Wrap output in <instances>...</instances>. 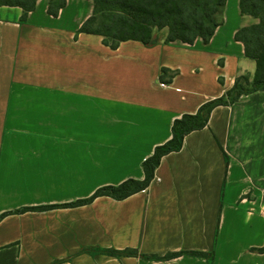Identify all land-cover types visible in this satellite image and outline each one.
<instances>
[{"label":"crops","instance_id":"1","mask_svg":"<svg viewBox=\"0 0 264 264\" xmlns=\"http://www.w3.org/2000/svg\"><path fill=\"white\" fill-rule=\"evenodd\" d=\"M65 1L54 16L37 0L25 20L0 6V264H264V90L215 106L145 189L61 205L142 180L174 119L253 76L239 0L207 43L162 28L116 48L78 31L92 0ZM125 248L137 254L104 252Z\"/></svg>","mask_w":264,"mask_h":264},{"label":"trees","instance_id":"2","mask_svg":"<svg viewBox=\"0 0 264 264\" xmlns=\"http://www.w3.org/2000/svg\"><path fill=\"white\" fill-rule=\"evenodd\" d=\"M36 1L0 0V6L20 7L21 20H25L27 13L35 8ZM92 2L93 12L81 24L78 31L102 36L103 43L111 48H116L120 42L126 40H137L149 44L152 41L153 31L162 28L167 29L166 42L181 41L192 44L199 37L207 43L223 21L222 13L226 4V0H92ZM65 3V0H49L48 13L55 16ZM238 7L242 16H249L253 20L239 27L234 34V39L243 44L244 55L255 62L253 76L251 78L247 74L237 76L232 87L225 94L205 102L194 114L184 113L181 117L174 119L171 126V138L156 146L152 155L143 161L144 178L142 180L129 178L118 185H105L96 189L88 198L61 205L85 204L102 195L123 199L145 189L152 180L161 157L169 152L178 151L186 134L204 127L215 106L230 104L242 94L264 90V0H239ZM46 207L48 206L38 208ZM25 209L27 208H21L16 212ZM5 214H2L0 218ZM255 250L264 252V247ZM104 252L113 256L137 254L132 248L106 249ZM177 254L143 256L161 259Z\"/></svg>","mask_w":264,"mask_h":264},{"label":"rangeland","instance_id":"3","mask_svg":"<svg viewBox=\"0 0 264 264\" xmlns=\"http://www.w3.org/2000/svg\"><path fill=\"white\" fill-rule=\"evenodd\" d=\"M248 21H250V20L248 19Z\"/></svg>","mask_w":264,"mask_h":264}]
</instances>
